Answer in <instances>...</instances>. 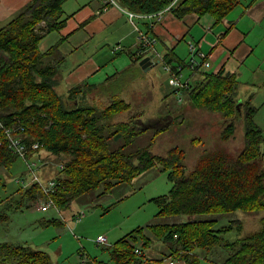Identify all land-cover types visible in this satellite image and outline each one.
<instances>
[{"label":"trees","instance_id":"16d2710c","mask_svg":"<svg viewBox=\"0 0 264 264\" xmlns=\"http://www.w3.org/2000/svg\"><path fill=\"white\" fill-rule=\"evenodd\" d=\"M64 1L30 0L0 26V123L13 128L28 145L38 142V150L66 156V160L58 162L62 167L54 175L57 186L52 197L56 206L66 208L75 198L98 187H102L100 194L108 193L112 186L130 183L143 171L159 166L166 171L172 185L168 193L151 199L158 207L155 216H165V220L138 226L106 246L113 259L109 264H158L162 258L147 257L143 248L150 245L153 236L174 245L169 255L174 254L188 264H199L196 248L210 254L213 264H264V216L257 229L233 240H227L224 233L233 227L241 229L238 218L219 227L215 226L216 218L171 222L167 219L172 215L264 207V133L254 121L257 107L251 103V98L241 100L236 107L239 86L236 74L224 67L216 72L193 70V73L200 72V78L182 89L194 106L221 116L223 125L219 137L222 141L233 136L235 119L242 118L244 128V144L237 153L232 154L220 146L204 149L187 169L182 147L174 145L160 155L150 149L155 135L174 119L152 128L131 120L114 122L112 115L130 108V103L122 97L113 94L108 103L99 107L78 102L85 87H99L88 83L75 85L64 99L55 90L54 76L65 57L59 50L63 38L44 50L39 49L38 43L46 33L64 25ZM115 1L134 12L156 13L173 0ZM238 2L176 0L170 11L177 18L189 13H196L199 18L208 13L218 22ZM143 24L146 30L148 24ZM141 50L139 46L142 53ZM147 53L151 52L136 56L134 61ZM161 59L173 68L185 65L173 48L164 52ZM70 100L76 103L66 105ZM165 115L172 116L170 112ZM148 128L153 131L149 141L135 145L136 138ZM15 157L5 143L0 125V166ZM17 196L13 198V209H20L23 204L29 206L30 201L41 197V191L36 183H30L19 189ZM8 218L6 212L0 210V221ZM56 221L49 218L46 223ZM0 264H50V258L44 250L4 240L0 242Z\"/></svg>","mask_w":264,"mask_h":264},{"label":"rangeland","instance_id":"374dc122","mask_svg":"<svg viewBox=\"0 0 264 264\" xmlns=\"http://www.w3.org/2000/svg\"><path fill=\"white\" fill-rule=\"evenodd\" d=\"M82 1L87 0H65L62 4L63 16L70 18L68 13L74 11ZM252 1L254 0H239L224 18L236 21L241 17L239 25L240 27L245 26L249 18V12L245 10ZM258 1H261L260 6L264 5V0ZM215 23L214 17L206 13L199 18V23L195 24L188 36H197L198 38L204 36L205 42L210 43L212 30L214 31L212 34L215 33V35L224 30V23L220 22L221 25L218 29L212 28L209 33L204 35V31H209L208 28ZM44 24L42 22V25ZM254 30L251 34L256 49L236 74L239 81L237 97L238 100L251 98V103L257 107L254 121L264 133V19ZM104 35H106V30L95 36L88 46L94 50L95 46L92 43L98 41L96 48L99 52H96V61L113 64L116 60V57L111 58L114 47L129 44L130 38L129 42L117 43V40L113 39L114 36L105 40ZM220 35L222 36V34ZM58 37V30L46 33L38 43L39 49H46ZM221 39L220 37L219 40ZM188 43L189 41L182 40L177 50L185 62L181 71V76H183L180 77L182 81L187 79L189 83H194L200 78V72L193 73L188 66L192 56ZM64 46L67 48L68 43H65ZM155 47L157 46L155 45ZM80 52L82 53L83 50ZM160 52L162 51L160 50ZM124 55L127 56L126 53ZM195 58L200 60L197 56ZM150 60L152 63L148 67L142 68L138 63L134 69L124 71L120 77L99 88L85 87L78 96V102L101 107L108 103L111 95L116 94L129 102L130 108L112 115L111 120L114 122L131 120L137 125L152 128L161 125L163 121L169 123L171 118L174 119L170 125L166 124V129L155 135L150 149L160 155L174 145L182 147L185 151V167L187 169L193 166L204 149L220 146L232 154L237 153L244 144L242 118L235 119L233 136L222 141L219 137L223 125L221 116L210 110L194 106L189 99L185 98L182 90L175 91V86L169 83L171 74L163 68L162 60L157 54L151 56ZM99 61L98 63H100ZM207 61L208 66H205L204 70L212 71L210 55L207 56ZM68 64H70V60L62 68ZM63 70L59 68L57 70L56 76L59 82L55 84V90L64 99L67 97L69 89L65 86V79L62 78ZM179 97L180 99H178ZM75 103L70 100L65 104L72 106ZM139 112L142 113L138 114ZM168 112L172 116L167 117L165 114ZM150 128L136 138L135 145H144L149 141L153 135ZM38 152L30 158L37 164L35 166L36 173L42 180L53 177L59 168L58 162L66 160V156H55L44 150ZM37 154L40 155L41 160L38 159ZM30 177V171L21 157L16 156L7 164L0 166V210L5 211L9 217L8 220L0 221V242L7 240L24 243L32 248L44 250L49 255L50 264H109L113 262L109 252L105 249L106 246L113 244L122 235L138 226L165 220V216H155L158 207L151 198L168 193L172 185L166 171L161 170L159 166H153L134 177L130 183L120 182L112 186L108 193L100 194L102 187L87 191L72 200L68 207L61 208L59 211L54 207H50L46 211L37 208V205L41 204L40 197L30 201L29 206L23 204L20 209H13L12 206L15 202L13 198L18 197L19 189L31 183ZM124 195L126 196L124 197ZM79 212H83V215L79 220H76L74 216ZM262 216H264V207L251 210L236 209L222 213L172 215L168 218H171L172 221L216 218L215 226L217 227L227 224L230 219L238 218L241 221V229L233 227L224 233L227 240H233L257 229ZM49 218H55L57 221L46 223ZM233 224L235 225V223ZM98 235H105L107 242L98 244L96 242ZM170 247L153 236L150 245H145L143 248L147 257L162 258L158 261V264H162L167 260L165 254L170 251ZM196 251L200 255L199 264H213L210 254L199 248H196ZM168 256H170L169 253L166 257ZM173 256L176 257L174 254Z\"/></svg>","mask_w":264,"mask_h":264},{"label":"crops","instance_id":"0c3cea01","mask_svg":"<svg viewBox=\"0 0 264 264\" xmlns=\"http://www.w3.org/2000/svg\"><path fill=\"white\" fill-rule=\"evenodd\" d=\"M29 1L0 0V26L18 13ZM260 3L261 1L254 0L249 4L245 10L249 12V18L243 27L239 25L241 17L236 21L224 18L220 21L224 23V30L215 35V33L212 34L214 31H211V29H218L221 24H219L220 22H214L215 24L208 28L209 31H204V35L210 31L212 32L210 43L205 42L204 36L201 38L188 36L195 24L199 23L200 17L198 18L196 13H189L183 18H177L170 10H164L160 16L152 15L136 19V23L138 28L155 38L153 50H150L151 53L147 55L153 53V55L157 54L161 57L164 52L173 48L177 58L182 59L180 53L177 51L180 42L182 40H186L187 42L194 41L198 48L203 51L205 50L204 52L208 56L210 55L213 72L224 67L225 70L237 74L256 49L253 45L251 33L255 31L254 29L264 19V5L260 6ZM105 6L103 0L82 1L74 11L68 13L71 17L68 18L66 16L64 25L58 29L59 37L54 43L59 41L61 37L63 38L60 41L59 50L65 57L60 63L59 69H64L62 78L65 79V86L68 89L81 83H88L94 87L105 85L113 79L120 77L122 72L134 69L136 64H138V61H134V58L145 52L143 50H141L142 53L139 52L138 30L128 19L123 8L119 4H108ZM143 23L148 24L146 30L142 26ZM109 28L110 30H108ZM105 30L106 35L103 36L105 40L114 36L113 39L117 40V43H120L129 42L128 39L130 38L129 44L125 46L120 45L116 49L114 47L111 58L116 57V60L113 64L101 63L102 61L99 60L100 63H98L96 61V52H99L96 48L98 47V41L92 43L95 46L94 50L88 46V43H91L95 36L102 34ZM255 36H258V34H255ZM220 37L222 38L221 40H219ZM196 38L198 39L196 40ZM65 43H68L67 48H64ZM81 50H83L82 53L80 52ZM69 60L70 64L62 68ZM55 76V84H57L59 80ZM167 219L170 222L172 221L171 218ZM165 244L167 247L172 245L167 242ZM169 250H171V247ZM169 252L165 254L167 260L163 261L162 264H188L185 260L173 255L166 257Z\"/></svg>","mask_w":264,"mask_h":264},{"label":"built area","instance_id":"2783aa9c","mask_svg":"<svg viewBox=\"0 0 264 264\" xmlns=\"http://www.w3.org/2000/svg\"><path fill=\"white\" fill-rule=\"evenodd\" d=\"M175 1L176 0H173L163 10H160L156 13H138L132 10H128L121 6L124 12L126 13L128 19L134 24L135 28L138 30V41L143 51L147 52V51L153 50L152 47L154 45L155 38L147 34L146 32L142 31L140 28H138L136 19H141V18L152 16V15L160 16V14L164 10H170V6ZM103 2H104V7H106L105 5H108V4L118 5V3L115 0H103ZM117 47H119V45H117L115 49ZM188 48H189V51L192 53V56L190 57V60L188 63V66L190 67L191 71L197 70V69L204 70V67L208 66V61H207L208 54L205 53L200 48H198L194 42H189ZM196 56L199 57L200 60H196L195 58ZM162 64H163V68L169 71L171 74V77L169 78V83L175 86V91L182 90L184 87L188 86L189 81L187 79L184 81L181 80V77L183 76V75L181 76L182 66L177 65L175 68H173L170 64L166 63L163 60H162ZM178 99H180V97ZM0 125L2 128V132L4 133L5 143L7 144L9 150L16 156L24 159L27 165V168L30 171V176H31L30 182L36 183L41 191V197L39 198V200L41 201V204L37 205V208H39L42 211H46L48 208L54 207L57 211H59V208L56 206L54 199L52 197V192L55 190L57 186L56 179L53 176V177H49L46 180H42L35 171V166L37 165L35 160H30V158L33 155H35L38 151H40L38 150L39 148L38 142H32L31 144L28 145L21 139V137L18 134H16L13 128L8 127V126H3L1 123ZM37 156H38V159L41 160L40 155L37 154ZM58 167L59 168L62 167V164L58 163ZM82 215H83V212L81 213L79 212L74 217L76 220H79ZM96 242L98 244H104L107 242V238L105 235H98L96 238Z\"/></svg>","mask_w":264,"mask_h":264},{"label":"water","instance_id":"95a60500","mask_svg":"<svg viewBox=\"0 0 264 264\" xmlns=\"http://www.w3.org/2000/svg\"><path fill=\"white\" fill-rule=\"evenodd\" d=\"M151 56H152V54H149V55H146V56L142 57V58L139 60V62H138L139 65H140L142 68H146V67H148V66L152 63L151 60H150ZM240 103H241V100H238V101H237V104H236V107H237V108L239 107Z\"/></svg>","mask_w":264,"mask_h":264}]
</instances>
